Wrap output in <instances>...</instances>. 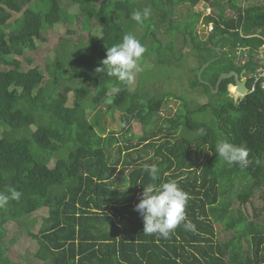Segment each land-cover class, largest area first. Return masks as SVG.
<instances>
[{"label":"trees","instance_id":"trees-1","mask_svg":"<svg viewBox=\"0 0 264 264\" xmlns=\"http://www.w3.org/2000/svg\"><path fill=\"white\" fill-rule=\"evenodd\" d=\"M201 1L209 15L195 9ZM185 3L188 14L177 19ZM146 7L151 16L140 25L131 17ZM199 22L213 25L205 39L196 30ZM75 23L88 32L86 40L79 46L65 39L47 65L48 78L40 66L24 69L21 57L39 48L43 31L67 25L73 35ZM160 31L193 46L197 73L212 60L201 76L208 84L197 74L192 85H203L213 100L192 108L184 101L186 111L168 117L162 109L173 94L140 91L141 81L134 88L95 72L107 48L127 33L152 61L175 65L181 57L171 39H159ZM263 44L264 0H0V65L6 67L0 69V193H21L0 208V264H20L7 260L8 244L18 234L11 228L15 235L8 239L4 226H16L39 207L48 215L38 231L28 230L39 241L37 264H264V206L252 205L251 214L242 208L264 193V90L236 101L229 91L234 79L228 78L211 91L222 72L253 71ZM79 47L84 63L74 54ZM240 49H248L244 64ZM89 99L99 107L95 114L87 110ZM115 109L123 112L118 129L105 118ZM204 112L211 118L202 119ZM135 120H155V128L135 134ZM221 139L247 147L246 167L218 157ZM144 164L158 166L155 181ZM167 181L190 194L186 211L195 230L181 224L167 239L145 235L135 206L144 186Z\"/></svg>","mask_w":264,"mask_h":264},{"label":"rangeland","instance_id":"rangeland-1","mask_svg":"<svg viewBox=\"0 0 264 264\" xmlns=\"http://www.w3.org/2000/svg\"><path fill=\"white\" fill-rule=\"evenodd\" d=\"M195 9L202 10L203 13L205 9L207 13V5L203 1H201L195 7ZM188 10V4L185 3L184 5L180 6L179 8H177L178 12L176 18L181 19L182 17L186 16L188 14ZM17 16L18 14H15L14 18ZM36 22H38V28H40L38 17L36 18ZM10 25H6V29H8ZM73 26L76 28V32L73 35L67 34V29L69 28L67 25H59L57 27L48 28L46 31H43L44 41L41 42L39 48L33 52L28 51L21 57L24 69H29L34 66H40L45 71L46 78H48L47 65L58 57L61 52V47L64 43V40L67 38L73 39L79 46V42H81L82 39L86 40L88 32L83 30L81 24L75 23V25ZM92 29L96 33L98 32V28L94 25L92 26ZM196 30L200 38L205 39L210 32L211 27L210 25L199 22L197 24ZM159 39L162 42H168L172 40L174 42V51L177 56L181 57V61H179L175 65L160 64L156 61H152L149 53L145 52L141 60L138 62V69L135 72L134 82L131 85L135 88L138 82L141 81V85H138L140 91L142 89H145L152 91L158 95L173 94L170 98L167 99V103L162 109V114L164 113L168 117L175 116V113L179 112L180 110L186 111L184 101H187V106L189 108H192L213 100L214 96H212L207 88H205L203 85H196L194 87L192 85V82L195 80V77L198 74L196 71H194V69H197V66L195 63L193 46H190L189 44L183 45L182 36L178 34L170 35V33L160 31ZM150 40H152V38H150ZM147 44L148 43H146V45ZM65 48L69 49L67 45H65ZM74 52L78 60L84 63V61L80 57V47L78 49H74ZM181 54H183V56ZM167 58L168 60H171L169 59L171 58V55H169ZM5 68V66L0 65V69ZM109 95L111 94L108 93L107 96ZM110 98L111 100H113V97H109L108 100ZM108 100H106L107 103ZM108 104L111 105L112 103ZM85 105L88 106L87 110H92L91 114L97 113L99 109V107H97L96 109L92 108L93 104L91 103L90 99L86 102ZM50 107H53V103H51ZM110 112L111 111H108L105 115V118L110 124L109 127H112L114 129L120 128V125L122 123L120 115L123 112L120 109H115L111 113ZM202 117V119L208 120L211 118V114L210 112H204ZM154 121L155 120H148L146 124L145 122L144 124H141L140 122L135 120V122L132 124V131L135 134L150 132L155 128ZM157 122L160 123L161 119L157 120ZM65 145L68 148H75L72 141L67 139H65ZM123 181H126V179H123ZM241 189L242 192L246 191L242 185ZM262 195L264 196V193H262L261 191L258 192L256 198L251 199L250 202L242 206V208H246L249 211V214L252 213V205H254L256 209L259 210L262 206H264V197ZM32 198L34 202L37 201L36 196H33ZM233 205L234 207L241 206L240 203L236 200L234 201ZM47 215L48 209L46 207H39L32 214L25 216L18 221L16 220V226L11 227L12 224L4 226L7 231L8 239H12V236L14 234L12 231H9V229L13 228L12 230H14L16 234H18V238H16L15 236L14 243L8 244L9 248L7 249V260L18 262L20 264H37L36 254L38 253L37 251L39 248V241L30 236L28 230L30 229L33 232L38 231L40 227V218ZM35 218H38V220L36 221ZM217 227L218 235H222L223 231L220 230V226ZM239 229L243 230L244 227L242 226Z\"/></svg>","mask_w":264,"mask_h":264},{"label":"clouds","instance_id":"clouds-1","mask_svg":"<svg viewBox=\"0 0 264 264\" xmlns=\"http://www.w3.org/2000/svg\"><path fill=\"white\" fill-rule=\"evenodd\" d=\"M211 12V8L207 7V13L204 9L203 16L209 15ZM150 16L151 9L146 7L143 11L138 10L134 12L131 18L138 24L143 25ZM209 25L212 29V23ZM263 48L264 44L257 50L254 56L257 66V56ZM145 51L146 48L140 40L134 34L127 33L124 35L121 43L107 48L106 58L101 61V66L97 67L95 72L115 77L118 81L130 85L134 82L138 62ZM237 54L239 56V64L247 62L248 49H240ZM251 72H246L245 70L241 72L242 77L247 81V93L245 95L251 93L249 91L251 85L248 82ZM256 89L261 88L257 87ZM229 91L230 96L236 101L243 99L245 96L237 92L235 83L230 84ZM111 102L110 98L108 103ZM215 152L223 162L230 166L236 164L240 167H246L249 163V150L247 147L236 145L227 139L218 140L215 145ZM143 167L153 181L158 178L159 168L157 165L144 164ZM20 198L21 193L15 188H10L7 194L0 193V208L7 206L10 200L18 201ZM190 198V194L185 192L176 181H167L159 185L150 183L144 186V190L140 194L139 203L135 206L144 221L143 233L145 235H158L167 239L181 224H183L184 228L194 231L196 226L188 219L186 211Z\"/></svg>","mask_w":264,"mask_h":264},{"label":"water","instance_id":"water-1","mask_svg":"<svg viewBox=\"0 0 264 264\" xmlns=\"http://www.w3.org/2000/svg\"><path fill=\"white\" fill-rule=\"evenodd\" d=\"M211 61H212V60L206 62V63L200 68V70L198 71V78H199L201 81H203V82H205V83H207V84H208V82L202 80V79H201V76H202V73H203L204 69H205V68L211 63ZM228 78H233V79H234V83H235V85H236V90H237V92H239V93L242 94V95H245V94L247 93V81H246V79H244V78L242 77V74H241V73H238L237 71H234V70H232V71H230V72H222V73L220 74L219 78H218V81H217L216 87L213 88V86H211V91H212L213 93L218 92L221 82H222L223 80H225V79H228Z\"/></svg>","mask_w":264,"mask_h":264},{"label":"built area","instance_id":"built-area-1","mask_svg":"<svg viewBox=\"0 0 264 264\" xmlns=\"http://www.w3.org/2000/svg\"><path fill=\"white\" fill-rule=\"evenodd\" d=\"M258 66L255 71L249 74L248 82H250L249 91H254L257 87L264 89V48L260 50L257 56Z\"/></svg>","mask_w":264,"mask_h":264},{"label":"crops","instance_id":"crops-1","mask_svg":"<svg viewBox=\"0 0 264 264\" xmlns=\"http://www.w3.org/2000/svg\"><path fill=\"white\" fill-rule=\"evenodd\" d=\"M39 263V262H38Z\"/></svg>","mask_w":264,"mask_h":264}]
</instances>
